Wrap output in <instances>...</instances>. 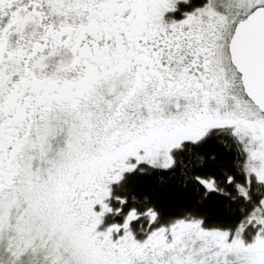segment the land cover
<instances>
[{
    "label": "snow or ice",
    "instance_id": "1",
    "mask_svg": "<svg viewBox=\"0 0 264 264\" xmlns=\"http://www.w3.org/2000/svg\"><path fill=\"white\" fill-rule=\"evenodd\" d=\"M0 264H264V0H0Z\"/></svg>",
    "mask_w": 264,
    "mask_h": 264
},
{
    "label": "flooded vegetation",
    "instance_id": "2",
    "mask_svg": "<svg viewBox=\"0 0 264 264\" xmlns=\"http://www.w3.org/2000/svg\"><path fill=\"white\" fill-rule=\"evenodd\" d=\"M195 2H196V0H193V3H195ZM191 7H192L191 4H187V5L181 4L180 5V10L176 11L175 13H171V15H174L176 18L179 19V18H181V12L183 10L190 9Z\"/></svg>",
    "mask_w": 264,
    "mask_h": 264
}]
</instances>
